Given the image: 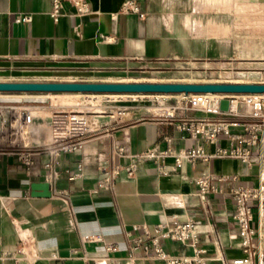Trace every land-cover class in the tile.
<instances>
[{"label": "crops", "instance_id": "1", "mask_svg": "<svg viewBox=\"0 0 264 264\" xmlns=\"http://www.w3.org/2000/svg\"><path fill=\"white\" fill-rule=\"evenodd\" d=\"M126 1L89 0L92 14L66 15L55 23L49 15L51 0H0V78L39 82L55 74H127L172 62L204 74H264V0H139L145 20L137 14L112 20ZM65 10L72 12L67 5ZM18 14L29 15L31 22L13 23ZM106 37L114 41L105 42ZM36 121L45 124L47 119ZM99 123L100 131L78 154L58 157L59 177L49 187V198L32 195V185L45 183L47 152L35 153L29 172L13 152L1 155L0 264H163L139 253L130 258L133 227H152L174 215L196 221L206 264H233L245 257L233 220L232 182L203 202L182 175L160 176L148 165L135 179L123 176L110 192L95 191L101 167L128 165L137 153L164 149L167 136L178 148L196 145L183 139L174 123L144 109L133 111L122 125L105 117ZM204 146L214 152L213 146ZM78 164L82 178L68 181L66 172H75ZM183 174L227 175L236 177L237 185L263 189L262 200L253 203L251 226L258 231L260 255L251 264H264V139L250 166L215 159L186 165ZM21 241L33 259L12 258L18 257ZM164 247L172 255L192 254L179 243L167 241Z\"/></svg>", "mask_w": 264, "mask_h": 264}, {"label": "built area", "instance_id": "2", "mask_svg": "<svg viewBox=\"0 0 264 264\" xmlns=\"http://www.w3.org/2000/svg\"><path fill=\"white\" fill-rule=\"evenodd\" d=\"M65 5L72 10L66 12ZM92 14L89 0H51L50 18L57 23L62 16L86 17ZM137 14L145 20L139 0H127L119 12L111 15L117 20L119 15ZM29 15L18 14L13 18L15 24H29ZM105 42L114 41L106 37ZM90 105L80 111L49 109L38 106L0 105V157L13 152L19 164L26 171L35 165V153L44 151L49 158L44 162L43 178L45 183L53 185L59 173L55 170L56 160L61 154H78L85 141L97 134L101 125L99 118L104 116L108 121L124 124L131 120L132 108L111 109L108 113L97 106L100 98L110 99L114 95L83 94ZM132 103L146 102L148 110L155 118L172 122L183 134V139L196 142L193 147L178 148L176 140L164 138V149H149L131 157L128 165H111L100 168L95 191L110 192L124 176L127 180L135 179L140 171L154 166L160 176L182 175L191 185L197 187L201 201L206 202L212 193H220L221 185L232 182V195L235 203L233 220L237 224L241 246L245 257L236 259L233 264H251L260 255L257 242L258 231L251 226L254 212L253 203L263 198V189L255 186L237 185L238 179L232 176L203 174L191 178L183 174L186 165L199 162L209 163L215 159L240 160L250 166L255 156V148L264 139V94H180L168 96L163 94H129L121 95ZM180 99L179 104H170L171 98ZM223 100L229 101L227 111L221 109ZM251 109V110H249ZM43 111V112H41ZM46 118L47 122H37ZM214 147L210 153L204 145ZM123 150L120 151V154ZM83 166L78 164L75 172H66L67 180L82 178ZM13 225H16L12 220ZM135 234L129 249L130 258L135 259L139 253L146 260L163 264H206V251L200 247V233L195 220L181 221L177 216L161 219L152 227L143 224L133 227ZM173 242L189 247L192 254L185 252L172 255L164 247L165 242ZM112 248L108 246L107 250ZM15 261L31 260L34 256L26 251L25 243L20 242Z\"/></svg>", "mask_w": 264, "mask_h": 264}, {"label": "rangeland", "instance_id": "3", "mask_svg": "<svg viewBox=\"0 0 264 264\" xmlns=\"http://www.w3.org/2000/svg\"><path fill=\"white\" fill-rule=\"evenodd\" d=\"M188 66H177L175 62L165 66H158L152 69L141 70L139 72H132L127 74H97L92 76L74 77L68 75H53L52 77H45L38 79L36 83H191V84H206V83H239V84H264V74H204L200 70H188ZM0 82H7L5 78H0ZM83 94L79 93H49V94H17V93H0V96H43L47 98V104H0V105H25L47 107L49 109L66 110V111H80L82 108H89ZM178 96V95H170ZM107 97L100 98L98 107H102V111L108 113L111 109L129 107L132 112L136 109H144L150 114L148 107L150 105L146 102L132 103L127 101L126 97L121 95H114L110 99ZM180 99L173 97L170 104H179ZM43 109V108H41ZM251 110V109H249ZM43 112V111H41ZM104 117V116H102ZM107 118V117H105ZM108 119V118H107Z\"/></svg>", "mask_w": 264, "mask_h": 264}, {"label": "water", "instance_id": "4", "mask_svg": "<svg viewBox=\"0 0 264 264\" xmlns=\"http://www.w3.org/2000/svg\"><path fill=\"white\" fill-rule=\"evenodd\" d=\"M0 93L49 94L79 93L100 95L129 94H264V84L239 83H36V82H0ZM47 104L43 96H0V104ZM229 101L223 100L221 109L227 111ZM35 197L49 198L51 193L47 183L32 185Z\"/></svg>", "mask_w": 264, "mask_h": 264}, {"label": "bare ground", "instance_id": "5", "mask_svg": "<svg viewBox=\"0 0 264 264\" xmlns=\"http://www.w3.org/2000/svg\"><path fill=\"white\" fill-rule=\"evenodd\" d=\"M168 96H170V95H168Z\"/></svg>", "mask_w": 264, "mask_h": 264}]
</instances>
